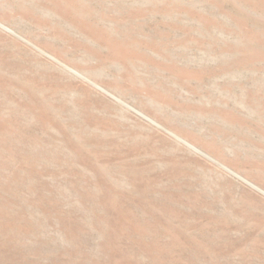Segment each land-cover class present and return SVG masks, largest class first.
I'll return each mask as SVG.
<instances>
[{
  "label": "rangeland",
  "instance_id": "obj_1",
  "mask_svg": "<svg viewBox=\"0 0 264 264\" xmlns=\"http://www.w3.org/2000/svg\"><path fill=\"white\" fill-rule=\"evenodd\" d=\"M0 264H264V0H0Z\"/></svg>",
  "mask_w": 264,
  "mask_h": 264
}]
</instances>
